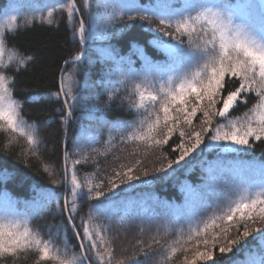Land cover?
Instances as JSON below:
<instances>
[{
  "label": "snow or ice",
  "instance_id": "obj_1",
  "mask_svg": "<svg viewBox=\"0 0 264 264\" xmlns=\"http://www.w3.org/2000/svg\"><path fill=\"white\" fill-rule=\"evenodd\" d=\"M64 7L67 8L68 18L73 21V26H79L81 42L85 41V19L88 20V28L92 29L89 35L95 36L92 27L95 24V13L91 10L89 0H81L79 7L76 0H70L66 5H61V8ZM166 7L171 8L170 5ZM133 11L135 15H128L121 9L118 16L113 13L112 19L123 21V26L127 29L138 20L148 21L151 26L149 12L152 15L157 14L155 10L146 8H135ZM80 12H85L86 15L77 16ZM52 16L53 12L49 11L47 17L41 15L40 19L52 24ZM34 19L35 16L25 17L24 24H31ZM17 20L18 14L14 13L8 14L0 22V68L6 67L3 62L5 33L7 31L14 34ZM153 31L174 40L176 47L185 48L189 65L194 62V71L179 72L167 79H164L163 71L154 75L146 74L141 83H136L133 79L137 75L134 71L122 73L125 81L133 83V91L139 93V103L135 107L144 111L140 113L139 126L129 136L122 137L121 142L125 143L128 139L144 142L146 151H154L162 150L176 136L174 147L169 145L175 159H167V163H161L159 167L153 166L150 176L149 169L141 167L144 162L139 158L140 154L131 153L130 155L136 156L135 159L116 167L102 165L96 159L99 154L96 149L84 145L79 137L69 136L73 151L70 153L65 145L64 178L52 180L53 184H63L66 194L60 197L50 195L45 198V203L55 200L57 213L66 216V222L62 221L57 226L58 230L66 231L70 227L78 238L79 251H75V246L68 245L62 253L50 256L53 245L51 236L49 239H41L40 233L33 232L23 217L5 212L0 215V264H9L13 258L33 249L39 257L36 264L49 259L56 261V264H142V261L143 264H153V257L156 255L163 257L160 264H172V257L178 251L185 253L184 264H219V257L243 248L249 238L259 237L264 243V179L257 186L254 195L250 194L249 187H245L238 199L226 200L230 188L214 191L218 174L228 168L227 164L218 162L217 167L208 169L209 178L204 186L208 191L187 194L186 206L189 214L184 224H181L179 217H173L165 224L157 223L155 217L151 216L133 217L132 219L140 221L137 225L140 237H143L146 230H154V234L149 239L137 238L134 244L122 248L121 255L117 258L113 245L120 238L119 234L115 237L109 235L112 230L110 221L116 217L117 210L105 203L112 202L113 197L109 194L115 195L121 190V186L131 189L137 182L147 183L148 180L155 181L173 175L182 166L181 162L190 163L186 158L198 150L215 148L221 153L248 152L256 146V142L264 144V18L259 26L243 19L238 21L237 14L223 0L211 5L186 4L165 14ZM184 36L187 37V45L182 39ZM135 47L137 45L133 43V48ZM85 55L81 50L74 58L64 60L63 63L71 65L75 71L77 62ZM118 58L121 61L124 59L113 49L111 59ZM13 59L19 66H24L33 61L34 57L17 56L13 53L8 57L9 63ZM66 72L67 69L61 70L59 91L50 93L51 96L63 100L57 111L65 125L72 120L74 108L88 106L87 103L81 105V97L70 95L69 89L65 88ZM67 75L71 77L74 72H67ZM10 83L11 80L0 70V128L6 126L12 133L24 134L31 146V154L35 156L38 148L35 130H25L21 105L13 99ZM142 85L156 91L145 95V91L141 90ZM97 87H104L103 80ZM117 91L118 89L112 88L107 93L109 103ZM157 91L163 95L158 96ZM254 92L258 94L259 103L254 108H249L243 118L234 116V112L241 105H248ZM31 99L36 101L40 97ZM94 107L103 105L97 103ZM198 113L201 114L199 123L194 126L193 121ZM64 132L68 136L67 127ZM109 135L111 138V130ZM11 142L10 140L9 143ZM85 151L88 152L87 155ZM70 155H79L81 159L73 160L69 166ZM166 156L161 151L160 159H166ZM114 159L119 160L121 157ZM88 164L97 170L95 183L87 174L82 179L78 178L77 166ZM137 168L140 169V175L135 173ZM5 170L11 172L15 178V169H6V166L0 165V172ZM234 170H238L236 166ZM45 171H48L47 165ZM101 173L107 175L101 176ZM142 176L146 179L142 180ZM213 193L215 199L210 200ZM196 201H199L198 206ZM85 206L89 211L81 215ZM211 207L220 210L221 214L217 215L214 211L207 220L202 219L201 212ZM126 217L127 210L119 217L121 228H126L130 222ZM218 220L221 223L218 224ZM173 235L176 239H169ZM165 244L168 245L167 248ZM183 244H190L191 257L187 254L188 249L182 247ZM232 264L237 262L232 261Z\"/></svg>",
  "mask_w": 264,
  "mask_h": 264
},
{
  "label": "trees",
  "instance_id": "obj_2",
  "mask_svg": "<svg viewBox=\"0 0 264 264\" xmlns=\"http://www.w3.org/2000/svg\"><path fill=\"white\" fill-rule=\"evenodd\" d=\"M7 1L8 0H0V11L6 10L4 8L7 7ZM140 1L145 3L147 0ZM69 2L70 0H57L56 4L48 7L44 10V13L35 16L31 24L26 25L23 20L17 26L14 34L6 32L5 55L3 58L6 67L0 68L11 80L9 86L12 90V96L21 105V117L25 122V130L31 131L34 129L38 141L37 155L34 156L31 154V146H29L24 134L19 132L12 133L6 126L0 128V165L6 166L7 169H15V180L19 183L22 182L26 185L29 181H34L39 186L44 185L54 188L56 197H60L64 194L65 190L63 184L57 185L52 183L53 179L63 180L64 178L62 170L63 121L61 115L58 114L57 111L62 106V102L58 97L51 96L50 93L58 91L59 74L64 64L63 61L73 57L81 49L77 40L79 26L78 24L73 26V21L68 18L67 8H61L62 4L66 5ZM123 2L128 3V9L126 8L124 11H126L128 15H135L133 11L134 0H89L91 10L95 13V18H100L99 32L107 40L104 44V48L106 45L108 51L103 57V62L97 59L94 63L95 55H99L100 44H91L89 42L85 57L77 62V70L74 71L71 65H67L65 68L67 72H74V75L71 77L67 75V72L65 73L66 79L70 78L69 81L71 83L73 79H75V82L79 81L78 79L82 73H88L91 75V78H93L95 72L102 75L104 70L106 72L107 69H110L113 49H115L119 55L136 53L139 58L142 56L149 59L157 57L156 51L150 45L149 41L156 35L152 29L156 27L159 21L155 18H151V26H149L148 21L138 20L125 29L123 21L112 19L113 13L118 16L119 11L123 9L125 5ZM76 3L79 7L81 0H76ZM175 8H177V6L172 5L170 9ZM98 9L103 10H101V14L98 13ZM49 11L53 12L52 24H48L47 20L40 19L41 15L47 17ZM80 14L86 15L85 12H80ZM85 23L88 27L87 19H85ZM89 30L92 31V29ZM168 30L173 31V29ZM182 39H184L187 44V37L184 36ZM133 43L136 44L137 47L133 48ZM13 53L17 56H33L34 59L31 62H27L24 66H19L15 59L9 63L8 57ZM183 56L184 66H189L186 59L187 51L183 53ZM69 91L73 90L70 89ZM32 97H40V99L33 101L31 99ZM251 97L252 99L248 105H241L234 112V116L239 118L244 117L248 109L252 108L250 106L257 101L256 95L251 94ZM74 109H77L74 113V117L75 121L78 122V108L76 107ZM101 114L112 120L116 117L126 116L124 107H120L116 104H111L104 110L102 109L98 112V115ZM200 115L201 114L198 113V119L196 118L193 121L194 126L198 125ZM10 140L12 141L11 143H9ZM174 140H176V136H173L169 141V145L172 147H174ZM40 141H42V143ZM169 145H164L162 150H154L159 155L158 158L161 156V151L167 154L164 163L167 162V159H175V155L171 151ZM154 151H146L145 149H140L138 146L135 147L122 144L119 150L105 155L99 162L107 166L110 162L115 160V157L121 156L122 163H128L129 160L136 158V156L130 155L131 153L140 154L139 158L148 159V153ZM106 152H109V150ZM176 154L178 155V151ZM195 154L186 159L190 161V163L185 164L181 162L182 166L178 168L175 174L147 182L157 189L161 196L166 197H163L165 199L164 203L177 207L181 206L182 209L178 216L181 224L185 223V219L189 213L185 203L186 197L184 196V192L177 186L178 181L182 180V185L189 183L190 193L207 192L208 189L204 186L207 184L209 178H207L209 175L207 167L209 165L206 164L214 161L216 162L215 167H217L220 160H223L222 163L225 164V160L228 162L230 158H241L245 164L252 165L259 170H264V144L260 142H256V146L248 152L225 155L216 151L209 152L206 150ZM125 157H127V159H125ZM201 160H204V164L198 166L197 163ZM45 165L48 166L47 172L45 171ZM116 166L117 165H115V167ZM104 175L107 174L101 173V176ZM216 181L221 180L217 177ZM122 188L123 186H121V189ZM224 189V187L214 185V191ZM141 191L145 192V190ZM214 199L215 195L213 193L210 196V200ZM60 204L61 206L63 205L62 199L60 200ZM196 204L198 206L199 201H196ZM226 206L227 204L225 203L224 207ZM88 211L89 209L85 206L83 212L80 214L85 215ZM214 211L217 215L221 214L220 210L211 207L201 212V218L207 220L209 216L213 215ZM168 217L167 214H162L155 217V220L159 224H165L167 223ZM62 221L66 222V216L57 213L55 200H51L31 226L33 232L40 233L41 239H49L51 236L53 245L50 256L58 252L62 253V250L68 245L75 246V251H79L78 239L70 227H68L66 231L58 230L57 226L60 225ZM218 221L217 223L219 224ZM139 222L140 221L137 219L131 223L132 226H127L126 228H121L117 223L112 224V230L109 232V235L112 236L111 232H114L119 233L121 237L113 245L116 249L117 258L120 257V250L122 248L129 247L125 246L126 242L131 245L135 243L137 238L149 239L150 236L154 234V230L153 232H148L146 230L143 237H140L139 228L137 227ZM124 236H126L127 240L122 243ZM255 242H257V239L249 238V242L243 248L219 257V264H229L231 261L241 256L244 257L243 253L250 251ZM167 247L168 245L165 244V248ZM203 250L204 248L201 246V251ZM130 254L131 253H129V255ZM187 254L191 257V248L188 250ZM184 255L185 253L180 257L178 255L175 256L176 262L174 264H184ZM38 259L39 257L36 254V250L33 249L29 253H22L13 258L9 261V264H36ZM162 259L163 257L160 255L154 256L153 264H160ZM41 264H56V261L49 259L41 262Z\"/></svg>",
  "mask_w": 264,
  "mask_h": 264
},
{
  "label": "rangeland",
  "instance_id": "obj_3",
  "mask_svg": "<svg viewBox=\"0 0 264 264\" xmlns=\"http://www.w3.org/2000/svg\"><path fill=\"white\" fill-rule=\"evenodd\" d=\"M217 2H218V0H215L214 2L213 1H210L209 4L210 5L211 4H218ZM258 2L260 3V5L262 6V8L264 10V0H258ZM248 4H249V0H235V2L230 6V9L237 14L238 21H239V19H243L245 21L247 20L246 16H247V11H248V9H247ZM98 13H100V9H98ZM158 44L161 47V49L163 50V52H165L166 54H168L170 56H173V57H174L176 51L179 48V47H176L175 44H173V43H158ZM164 73H165L164 79H167V77L172 74V70L171 69H168V70L164 71ZM147 94H148V92L145 93V95H147ZM94 135H95L94 132H90L88 134V138H93ZM203 147L204 146L202 145L201 148H203ZM194 153H192L189 157H191ZM148 155H149L148 156V159H145V158L142 159L140 157V159H142L143 162H144L143 163L144 166H141V167H147L149 169V173H150V176H151L152 175L151 174L152 173L151 172V169L153 168V166L159 167V164L164 163V160H166V159H160V158H158L159 155L155 151L152 152V153H148ZM189 157H187V158H189ZM135 173L137 175H140L141 174L140 173V169L137 168L135 170ZM141 179L144 180L146 178H144L142 176ZM148 182H151V180H148ZM140 184H142V183H140ZM117 234H119V233L111 232V235L112 236H117ZM119 237H120V234H119ZM123 239L124 240H123L122 243H124V241L127 240L126 236H124ZM125 246H130V244L126 242L125 243ZM258 263H259V260L256 261V264H258Z\"/></svg>",
  "mask_w": 264,
  "mask_h": 264
},
{
  "label": "built area",
  "instance_id": "obj_4",
  "mask_svg": "<svg viewBox=\"0 0 264 264\" xmlns=\"http://www.w3.org/2000/svg\"><path fill=\"white\" fill-rule=\"evenodd\" d=\"M117 157H121V156H117ZM112 162H113V163H112ZM112 162H110V164L107 165V166L115 167V165H119V164H121L123 161H122V158H121V159H119V160H113ZM114 162H115V163H114Z\"/></svg>",
  "mask_w": 264,
  "mask_h": 264
},
{
  "label": "bare ground",
  "instance_id": "obj_5",
  "mask_svg": "<svg viewBox=\"0 0 264 264\" xmlns=\"http://www.w3.org/2000/svg\"><path fill=\"white\" fill-rule=\"evenodd\" d=\"M70 137H76V133L74 132V130L70 133ZM70 147H73L71 142H70Z\"/></svg>",
  "mask_w": 264,
  "mask_h": 264
}]
</instances>
